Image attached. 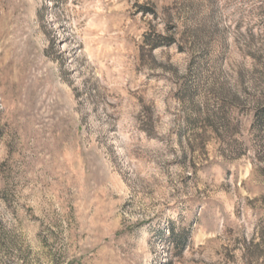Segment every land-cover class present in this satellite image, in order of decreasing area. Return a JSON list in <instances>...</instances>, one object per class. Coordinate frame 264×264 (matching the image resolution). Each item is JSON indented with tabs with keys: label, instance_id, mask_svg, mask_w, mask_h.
<instances>
[{
	"label": "rangeland",
	"instance_id": "obj_1",
	"mask_svg": "<svg viewBox=\"0 0 264 264\" xmlns=\"http://www.w3.org/2000/svg\"><path fill=\"white\" fill-rule=\"evenodd\" d=\"M263 111L264 0H0V264H264Z\"/></svg>",
	"mask_w": 264,
	"mask_h": 264
},
{
	"label": "trees",
	"instance_id": "obj_2",
	"mask_svg": "<svg viewBox=\"0 0 264 264\" xmlns=\"http://www.w3.org/2000/svg\"><path fill=\"white\" fill-rule=\"evenodd\" d=\"M257 123H259L261 125V127H264V111L262 114L257 115ZM174 238V244L177 246V248H180L181 250H184L186 242H187V238L181 237V236H177L175 237L173 235Z\"/></svg>",
	"mask_w": 264,
	"mask_h": 264
}]
</instances>
